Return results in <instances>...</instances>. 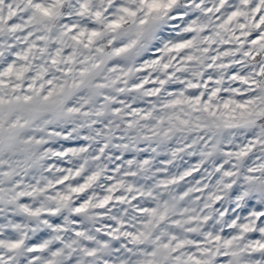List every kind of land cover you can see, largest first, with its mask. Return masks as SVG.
Returning <instances> with one entry per match:
<instances>
[{
    "label": "clouds",
    "instance_id": "9594fccd",
    "mask_svg": "<svg viewBox=\"0 0 264 264\" xmlns=\"http://www.w3.org/2000/svg\"><path fill=\"white\" fill-rule=\"evenodd\" d=\"M217 7L0 0V264H264V0Z\"/></svg>",
    "mask_w": 264,
    "mask_h": 264
},
{
    "label": "snow or ice",
    "instance_id": "6c2138e0",
    "mask_svg": "<svg viewBox=\"0 0 264 264\" xmlns=\"http://www.w3.org/2000/svg\"><path fill=\"white\" fill-rule=\"evenodd\" d=\"M218 2H219V7L216 8L217 16H219V14L222 11L225 10V5H226L227 0H218ZM244 2L246 3L247 0H244ZM169 3H171V0H169ZM150 7L159 8L160 7V4L159 3H154ZM166 7H167V5H166ZM208 11H211V9H209ZM239 15H241L240 12H238V11H232L230 14H227L226 19H223V24L230 23L235 17H237ZM257 19L259 20V24L257 25V27H260V25H264V16L257 17ZM223 24H221L220 26L222 27ZM190 31H191V29H190ZM249 40L251 41V44L252 45H260L261 44V41H264V32H259V33L255 34L254 36H250L249 37ZM262 46H264V45H262ZM185 47H187V42H185V43H178V44L175 45V49L170 48L168 50L169 51H173V50L179 51L180 49L185 48ZM225 54H227V53H225ZM244 55H248V53L245 52ZM212 59L215 60L216 57H212ZM53 63H55V61H53ZM154 63H159V60L154 59ZM164 67L167 68L168 65H164ZM209 67H211V65H209ZM139 70L140 71H143V69H139ZM261 74H264V69H262V73ZM80 75H82V76L85 75V72L84 71H81ZM49 83H51V82L49 81ZM157 91H159V89H157ZM214 94L215 93H213V95ZM52 95H53V93L51 91H49L48 94L43 97V99L45 101H47ZM30 99H31L30 97L25 96L24 97V102L27 103ZM175 103L178 104V103H180V101L177 100V101H175ZM197 103H199V98H197ZM104 203H107V201H105ZM101 207H103V204L101 205ZM81 210L82 209H80V208L77 209V211H81ZM146 210L147 209H145V208H141L140 209L141 212H144ZM259 215H260L261 220H264V213H260ZM77 234L79 235V233H77ZM32 243L35 244V241H33ZM10 247L15 248V247H18V245L12 244V245H10ZM164 247L166 248L168 246L165 245ZM261 248H264V244L261 245ZM40 250L41 249L38 248V247H33V248H30L29 249V251L32 252L33 254L39 252ZM89 255H91V253H89Z\"/></svg>",
    "mask_w": 264,
    "mask_h": 264
}]
</instances>
